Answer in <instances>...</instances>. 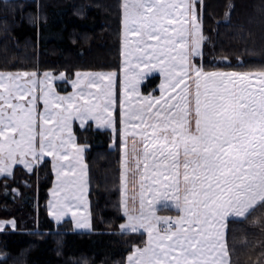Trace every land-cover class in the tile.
Here are the masks:
<instances>
[{"label": "snow or ice", "instance_id": "snow-or-ice-1", "mask_svg": "<svg viewBox=\"0 0 264 264\" xmlns=\"http://www.w3.org/2000/svg\"><path fill=\"white\" fill-rule=\"evenodd\" d=\"M121 9L119 119L114 71L76 72L68 95L45 72L39 96L37 72L0 71V176L15 165L31 174L51 157L49 215L91 229L87 149L73 121L94 122L121 153L120 232L147 237L126 264H231L228 224L264 206V69L205 70L203 0H122ZM154 72L160 94L142 95Z\"/></svg>", "mask_w": 264, "mask_h": 264}, {"label": "trees", "instance_id": "trees-1", "mask_svg": "<svg viewBox=\"0 0 264 264\" xmlns=\"http://www.w3.org/2000/svg\"><path fill=\"white\" fill-rule=\"evenodd\" d=\"M121 4L0 0V71L64 73V80L55 82L61 94L71 91L69 81L78 71H114L120 97ZM229 4L234 8L225 17ZM203 35L206 71L264 69V0H203ZM160 82L151 74L140 85L141 94L155 95ZM115 115L119 119L117 110ZM73 132L87 149L91 229L77 232L71 219L57 224L47 212L53 183L49 159L31 174L15 166L12 177H0V221L16 222L15 229L0 232V264H126L131 245H143L144 236L120 232L121 153L112 133L92 123L75 124ZM226 240L231 264H264V206L230 221Z\"/></svg>", "mask_w": 264, "mask_h": 264}, {"label": "rangeland", "instance_id": "rangeland-1", "mask_svg": "<svg viewBox=\"0 0 264 264\" xmlns=\"http://www.w3.org/2000/svg\"><path fill=\"white\" fill-rule=\"evenodd\" d=\"M122 20H123V17H122ZM121 38H122V40H123V23H122V21H121ZM123 50V49H122ZM123 56V55H122ZM123 59H124V57H123ZM122 59V60H123ZM123 62V61H122ZM121 67H123V63H121ZM213 71H216V70H213ZM220 71H229V70H220ZM80 72H89V71H80ZM95 72H107V71H95ZM108 72H110V71H108ZM45 73V72H44ZM44 73H42V75L41 74H39V76H38V78H39V81H42L43 79H44V76H43V74ZM51 73V72H50ZM121 74H122V72H121ZM152 74H158L159 75V73L158 72H154V73H152ZM53 75V77H55V79L52 81V86L53 87H55V82H61V81H63L64 79H60V75H61V73L60 74H57V75H54V74H52ZM123 75V74H122ZM122 75L120 76V81H121V79H122ZM151 75V74H150ZM149 75V76H150ZM148 76V77H149ZM160 76V75H159ZM117 76H116V80H115V86H114V88H115V91H116V85H117ZM147 78V77H146ZM145 78V79H146ZM75 79V75H74V78L72 79V80H74ZM160 79H162L161 77H160ZM72 80L71 81H69V84H70V87H71V91L73 90L72 89ZM142 84V83H141ZM160 85V84H159ZM159 85L157 86V93L155 94V95H153V96H158L159 94H160V92H159ZM120 89H121V83H120ZM55 91H56V89H55ZM70 91V92H71ZM121 92H122V90H121ZM141 92V91H140ZM69 93V92H68ZM68 93H66V94H68ZM63 95H65V94H63ZM121 95H122V93L120 94V97H121ZM116 97H117V108H116V110L119 112V96H117V93H116ZM42 105V104H41ZM77 124H80L79 122L77 123ZM95 127V126H94ZM51 190V189H50ZM49 193H50V191H49ZM50 199V198H49ZM50 201V200H49ZM49 201H47L48 203H49ZM48 203H47V207H48ZM48 210H49V208H48ZM71 217V216H70ZM70 217L68 218V219H70ZM10 221H12V220H8V222H10ZM0 222H6V221H0ZM73 223V222H72Z\"/></svg>", "mask_w": 264, "mask_h": 264}, {"label": "crops", "instance_id": "crops-1", "mask_svg": "<svg viewBox=\"0 0 264 264\" xmlns=\"http://www.w3.org/2000/svg\"><path fill=\"white\" fill-rule=\"evenodd\" d=\"M122 59H123V56H122ZM123 62V64H124V59L122 60ZM28 72H32V71H28ZM108 72V71H107ZM38 74V73H37ZM42 75V74H41ZM38 76H39V74H38ZM38 76H37V85H36V90H37V95L39 96V94H40V87H41V84L39 83V78H38ZM114 86H115V84H114ZM54 88V90H55V87H53ZM73 89V88H72ZM73 91V90H72ZM71 91V92H72ZM58 95H63V94H61V93H58L57 91H55ZM71 92H69V93H71ZM68 93V94H69ZM68 94H65V95H68ZM39 104H40V106H41V110H42V101H39L38 102ZM79 121H73V127H74V125L75 124H77ZM89 123H92L93 124V126H95L94 125V122H89ZM77 125H79L80 126V124H77ZM96 128V127H95ZM84 155H85V153H84ZM46 159H49L50 161H51V157H46ZM84 163H85V161H84ZM86 164V163H85ZM15 166H20V167H22L23 169H24V167H23V165H15ZM14 166V167H15ZM13 167V168H14ZM26 170V169H25ZM27 171V170H26ZM0 177H2V176H0ZM54 182H55V173L53 172V183H52V186H51V189L53 188V185H54ZM50 191V193H49V198L50 199H48V201L49 200H51L52 199V195H51V190H49ZM121 197V196H120ZM88 200V199H87ZM48 203V202H47ZM47 203H46V209H47V212L49 213V210H48V207H47ZM81 211H83V209H81ZM160 215H175L176 213L174 212V211H161L160 213H159ZM70 217V215L69 216H67V217H65L64 218V220H66V219H68ZM70 219H71V217H70ZM72 220V219H71ZM6 222H8V221H6ZM73 222V221H72ZM122 223H125V218H124V221L122 222ZM121 223V224H122ZM10 227V226H9ZM11 228V227H10ZM73 228H74V230L75 231H77V232H81V231H88V229L87 230H81V229H76L75 227H74V222H73ZM144 238H145V240H146V235L144 236Z\"/></svg>", "mask_w": 264, "mask_h": 264}]
</instances>
